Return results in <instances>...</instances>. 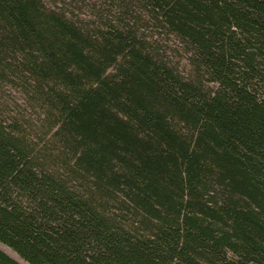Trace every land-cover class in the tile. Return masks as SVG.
Here are the masks:
<instances>
[{
    "label": "trees",
    "instance_id": "obj_1",
    "mask_svg": "<svg viewBox=\"0 0 264 264\" xmlns=\"http://www.w3.org/2000/svg\"><path fill=\"white\" fill-rule=\"evenodd\" d=\"M0 243L264 264V0H0Z\"/></svg>",
    "mask_w": 264,
    "mask_h": 264
},
{
    "label": "rangeland",
    "instance_id": "obj_2",
    "mask_svg": "<svg viewBox=\"0 0 264 264\" xmlns=\"http://www.w3.org/2000/svg\"><path fill=\"white\" fill-rule=\"evenodd\" d=\"M0 247H2L4 250H6L9 254H11L12 256H14L15 258H17L18 260H20L23 264H28L23 258H21L19 256V254L17 252H15L12 248H10L9 246L0 243Z\"/></svg>",
    "mask_w": 264,
    "mask_h": 264
}]
</instances>
